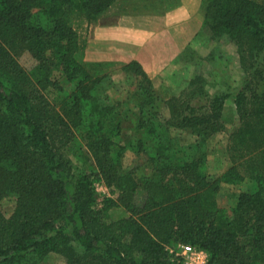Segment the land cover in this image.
<instances>
[{
    "label": "trees",
    "instance_id": "trees-1",
    "mask_svg": "<svg viewBox=\"0 0 264 264\" xmlns=\"http://www.w3.org/2000/svg\"><path fill=\"white\" fill-rule=\"evenodd\" d=\"M115 1L0 0V264H184L175 244L205 250L206 264H264V0H202L203 27L236 45L242 73L213 87L195 74L178 96L137 60H86L75 23ZM115 62L133 88L113 98ZM228 98L238 124L216 173ZM126 151L136 160L123 168ZM97 183L118 198L98 206ZM222 186L239 188L229 209ZM119 203L127 216L111 218Z\"/></svg>",
    "mask_w": 264,
    "mask_h": 264
},
{
    "label": "rangeland",
    "instance_id": "rangeland-1",
    "mask_svg": "<svg viewBox=\"0 0 264 264\" xmlns=\"http://www.w3.org/2000/svg\"><path fill=\"white\" fill-rule=\"evenodd\" d=\"M201 2L202 0H116L98 20L89 22L84 19L75 23V26L81 39L89 43V41L91 42V32L101 24H115L120 21V18L135 16L134 26L151 28V32L155 36H159L161 43L165 39H169L170 54L173 57L176 53V56L165 64L161 74L154 80L156 87L163 90L166 95L178 96L195 74H203L213 87V84L218 83L217 81L225 73L230 75V83L236 82L235 79H238L242 73L236 45L226 37L215 40L210 38L209 30L203 27ZM166 26L169 27V32H167ZM19 62L26 70H30L36 63L27 51L20 55ZM120 66V63L117 62L107 66L112 78L117 82L112 89L113 98L122 97L128 87L133 88L132 78H128L129 76L119 69ZM225 112L228 118L226 130L224 133L216 134L210 140L209 167L211 172L216 173L228 165L224 154L225 142L228 134L238 124L232 98L226 100ZM123 125L124 135H130L132 120H126ZM183 134L182 140L188 141L186 137L188 135ZM135 160L133 153L126 151L122 158L123 168L133 165ZM96 188L98 206L104 204L105 197L118 198V192L111 193V188L104 184L97 183ZM238 190V187L222 186L217 196L218 204L229 209L233 203L232 195ZM12 205L11 200H3L1 208L5 213H10ZM109 212L111 218L127 216L126 208L122 203L113 205ZM179 251L180 244L170 246V252L181 258L177 254ZM64 262L62 256L52 254L45 264H64Z\"/></svg>",
    "mask_w": 264,
    "mask_h": 264
},
{
    "label": "crops",
    "instance_id": "crops-1",
    "mask_svg": "<svg viewBox=\"0 0 264 264\" xmlns=\"http://www.w3.org/2000/svg\"><path fill=\"white\" fill-rule=\"evenodd\" d=\"M135 18L126 16L115 24H101L93 29L91 42L86 43L85 57L87 55L86 59L89 61L137 60L148 75L155 79L161 74L165 64L175 58L176 53L175 56H171L168 48L169 39L161 43L159 36H155L151 28L134 26ZM168 28L166 26V29Z\"/></svg>",
    "mask_w": 264,
    "mask_h": 264
},
{
    "label": "built area",
    "instance_id": "built-area-1",
    "mask_svg": "<svg viewBox=\"0 0 264 264\" xmlns=\"http://www.w3.org/2000/svg\"><path fill=\"white\" fill-rule=\"evenodd\" d=\"M177 254L181 256L184 264H206L208 259L205 250L189 244H180V251Z\"/></svg>",
    "mask_w": 264,
    "mask_h": 264
}]
</instances>
